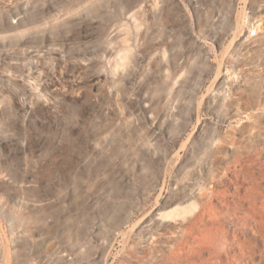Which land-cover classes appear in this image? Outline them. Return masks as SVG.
Masks as SVG:
<instances>
[{
  "label": "rangeland",
  "instance_id": "1",
  "mask_svg": "<svg viewBox=\"0 0 264 264\" xmlns=\"http://www.w3.org/2000/svg\"><path fill=\"white\" fill-rule=\"evenodd\" d=\"M212 189L264 219V0H0V264L148 263Z\"/></svg>",
  "mask_w": 264,
  "mask_h": 264
},
{
  "label": "bare ground",
  "instance_id": "2",
  "mask_svg": "<svg viewBox=\"0 0 264 264\" xmlns=\"http://www.w3.org/2000/svg\"><path fill=\"white\" fill-rule=\"evenodd\" d=\"M212 194L223 197L222 200L226 203L230 197L235 209L238 210L240 219L243 220V225L234 227L231 231L219 229L207 223L203 212V229L196 224L199 217L188 220L168 249L145 264H210L213 259L218 261L217 264H223L221 253L226 259L231 255L235 264H255V259L258 257L264 261V219L256 218L253 213L260 193L254 192L250 195L240 193L228 196L218 190H213ZM261 196H263L261 202L264 206V195ZM253 218L256 221L255 227H248V220Z\"/></svg>",
  "mask_w": 264,
  "mask_h": 264
}]
</instances>
